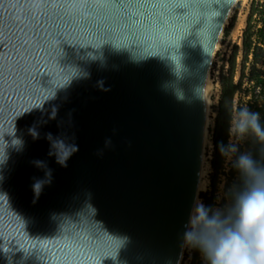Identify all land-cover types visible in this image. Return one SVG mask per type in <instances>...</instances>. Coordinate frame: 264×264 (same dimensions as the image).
Listing matches in <instances>:
<instances>
[{
    "label": "water",
    "instance_id": "obj_1",
    "mask_svg": "<svg viewBox=\"0 0 264 264\" xmlns=\"http://www.w3.org/2000/svg\"><path fill=\"white\" fill-rule=\"evenodd\" d=\"M236 3L0 0V264H179Z\"/></svg>",
    "mask_w": 264,
    "mask_h": 264
},
{
    "label": "clouds",
    "instance_id": "obj_2",
    "mask_svg": "<svg viewBox=\"0 0 264 264\" xmlns=\"http://www.w3.org/2000/svg\"><path fill=\"white\" fill-rule=\"evenodd\" d=\"M229 137L217 148L235 171L236 182L226 189L221 206L194 204L183 246L198 252L202 264H264V118L247 106L238 108L230 116ZM67 150L59 152L61 166L71 155ZM33 188L39 196L42 185Z\"/></svg>",
    "mask_w": 264,
    "mask_h": 264
},
{
    "label": "rangeland",
    "instance_id": "obj_3",
    "mask_svg": "<svg viewBox=\"0 0 264 264\" xmlns=\"http://www.w3.org/2000/svg\"><path fill=\"white\" fill-rule=\"evenodd\" d=\"M215 85L212 96V122L210 144L206 149L205 170L206 190L199 201L205 205L221 206L226 189L236 182L237 176L229 163L222 158L219 169L215 170L214 132L222 100L223 84L230 91L236 87L233 96L227 91L226 108L232 115L240 107L247 106L253 111L264 106V89L256 83V77L264 79V0H237L235 8L226 22L224 33L218 43L210 70ZM228 131V141H229ZM242 150L248 145L241 143ZM219 160V159H218ZM179 264H202L198 252L184 248Z\"/></svg>",
    "mask_w": 264,
    "mask_h": 264
},
{
    "label": "trees",
    "instance_id": "obj_4",
    "mask_svg": "<svg viewBox=\"0 0 264 264\" xmlns=\"http://www.w3.org/2000/svg\"><path fill=\"white\" fill-rule=\"evenodd\" d=\"M256 83L261 87V89H264V79L257 78L256 77ZM223 84V91H222V100L220 102V109L218 111V116L216 119V127L214 132V160L212 162V165L215 170L219 169V162L223 158L220 155V152L218 151L217 145L220 142L227 143L228 142V131H229V121L230 116L232 115V109L227 110L226 108V99L228 97L227 91L229 92L230 96H233L235 93L236 87L231 88L229 91L225 83L222 81ZM256 111L260 112L261 117L264 118V106L257 107ZM222 157V158H221ZM219 159V160H218Z\"/></svg>",
    "mask_w": 264,
    "mask_h": 264
},
{
    "label": "bare ground",
    "instance_id": "obj_5",
    "mask_svg": "<svg viewBox=\"0 0 264 264\" xmlns=\"http://www.w3.org/2000/svg\"><path fill=\"white\" fill-rule=\"evenodd\" d=\"M229 16L226 19V22L228 20ZM226 26V23L224 24ZM222 37V36H221ZM220 37V39H221ZM219 39V41H220ZM218 41V43H219ZM217 43V46H218ZM216 46V49H217ZM215 49V51H216ZM215 92V85L213 80L210 78V74H208V83H207V102H206V118H205V126H204V134H203V142H202V150H201V158H200V167H199V173H198V181H197V187L195 192V199L194 204L199 201L200 194L206 190V182L204 181L206 170H205V160H206V149L210 144V125L212 122V96ZM193 209V208H192ZM192 211V210H191ZM184 246L182 249V254L184 251ZM182 254L181 258L182 259ZM180 263V261H179Z\"/></svg>",
    "mask_w": 264,
    "mask_h": 264
}]
</instances>
